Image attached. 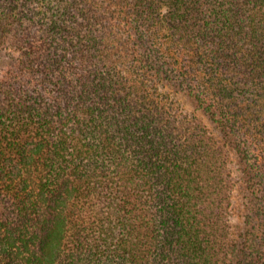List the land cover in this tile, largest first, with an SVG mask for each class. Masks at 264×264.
Returning <instances> with one entry per match:
<instances>
[{
    "label": "trees",
    "instance_id": "1",
    "mask_svg": "<svg viewBox=\"0 0 264 264\" xmlns=\"http://www.w3.org/2000/svg\"><path fill=\"white\" fill-rule=\"evenodd\" d=\"M0 264H264V0H0Z\"/></svg>",
    "mask_w": 264,
    "mask_h": 264
}]
</instances>
